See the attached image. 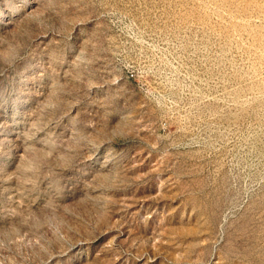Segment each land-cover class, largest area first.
I'll return each instance as SVG.
<instances>
[{
	"label": "rangeland",
	"instance_id": "obj_1",
	"mask_svg": "<svg viewBox=\"0 0 264 264\" xmlns=\"http://www.w3.org/2000/svg\"><path fill=\"white\" fill-rule=\"evenodd\" d=\"M0 264H264V0H0Z\"/></svg>",
	"mask_w": 264,
	"mask_h": 264
}]
</instances>
